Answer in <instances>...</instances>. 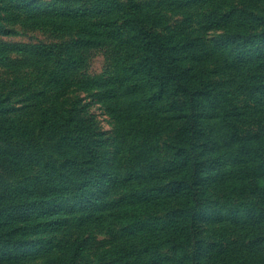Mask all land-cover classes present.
Here are the masks:
<instances>
[{
	"label": "rangeland",
	"instance_id": "374dc122",
	"mask_svg": "<svg viewBox=\"0 0 264 264\" xmlns=\"http://www.w3.org/2000/svg\"><path fill=\"white\" fill-rule=\"evenodd\" d=\"M262 145L264 0H0V264H264Z\"/></svg>",
	"mask_w": 264,
	"mask_h": 264
},
{
	"label": "trees",
	"instance_id": "16d2710c",
	"mask_svg": "<svg viewBox=\"0 0 264 264\" xmlns=\"http://www.w3.org/2000/svg\"><path fill=\"white\" fill-rule=\"evenodd\" d=\"M135 20L133 19L132 21H131V23H132V26H133V22H134ZM136 25L137 26H139L138 24H137V20H136V22H134V27H136ZM126 46H129V42L126 44ZM48 46H45V47H42V48H47ZM35 49V48H34ZM37 49V48H36ZM78 63V62H77ZM75 64V67H74V69L73 70H71V71H77V73H78V71L79 70H81V65H79V64ZM145 71V70H144ZM141 73V72H140ZM179 73H180V75H179V77H180V80L177 82V84H181V83H183L185 86H187V88H189V86L190 85H192L195 81H194V76H192L191 74L192 73H194L197 77H199L198 76V74H200L201 73V70L200 69H198V67H197V65H195L194 67H192V69H186V67H180L179 68ZM137 76V81L138 82H141V80L143 79V77H141V75H139V74H137L136 75ZM72 80H75L77 83H80V82H86L87 80L86 79H83V77H82V73L81 74H79L78 75V77L77 78H73V77H70ZM142 83V82H141ZM144 86V83H142V87ZM145 92H147V90L145 89V90H143L142 91V93H145ZM140 98V101H141V103L145 100V95H143V97H139ZM130 102V101H129ZM129 102L128 101H124V102H122V103H120V105H121V107H124V105L125 104H129ZM193 123V116H192V118H191V120H190V125H193L192 124ZM192 130H193V128H192ZM189 139H192V136L190 135L189 136ZM189 144H191V143H189ZM262 147L264 148V145H262ZM249 157H251V156H249ZM255 160L256 159H254V158H252L251 157V159H250V163H251V165H253V164H255ZM259 161L261 162L262 161V163H264V155L263 156H261V157H259ZM202 163H201V161H199V162H195V164H193V165H191V167H190V169H191V173H192V175L193 176H197L198 175V173H199V171H201L202 169ZM174 196V195H173ZM81 251V248L79 249V252ZM78 252V253H79ZM73 259L70 261V263L69 264H73Z\"/></svg>",
	"mask_w": 264,
	"mask_h": 264
}]
</instances>
